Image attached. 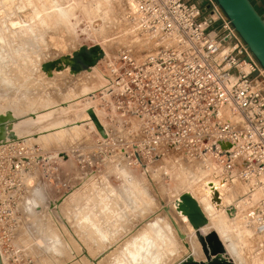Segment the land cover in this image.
I'll use <instances>...</instances> for the list:
<instances>
[{
	"label": "rangeland",
	"instance_id": "374dc122",
	"mask_svg": "<svg viewBox=\"0 0 264 264\" xmlns=\"http://www.w3.org/2000/svg\"><path fill=\"white\" fill-rule=\"evenodd\" d=\"M122 1L0 0V109L16 114L15 133L39 158L33 168L38 190L21 202L17 244L2 245L7 264H95L93 260L112 248L97 264H140L130 254L156 238L159 230L167 244L159 251L155 247L161 260L147 264H177L186 256L182 240L172 236L159 216L185 191L197 201L209 196L201 181H193L195 175L204 177L198 158L164 152L146 175L141 168L116 165L120 157L106 159L96 153L98 129L88 110L92 108L103 123L95 98L105 84V62L126 48L143 55L156 47L125 19ZM251 1L264 13V0ZM82 46L104 51L93 71L45 75L43 63L73 55ZM87 155L92 156L91 163L82 167L81 159ZM187 170L193 172L189 175ZM244 185L240 192L228 194L224 187L225 201L230 194L239 200L247 197ZM226 205L221 201L219 207ZM243 213L228 221L227 233L245 258L260 264L263 258L256 250L262 238L258 243L246 233Z\"/></svg>",
	"mask_w": 264,
	"mask_h": 264
},
{
	"label": "built area",
	"instance_id": "2783aa9c",
	"mask_svg": "<svg viewBox=\"0 0 264 264\" xmlns=\"http://www.w3.org/2000/svg\"><path fill=\"white\" fill-rule=\"evenodd\" d=\"M123 2L126 19L156 47L143 55L126 48L105 62L96 153L149 175L164 152H189L207 179L241 181L248 196L260 192L247 217L263 238V258L264 67L216 0ZM36 159L22 139L0 144L1 247L17 244L21 202L36 193Z\"/></svg>",
	"mask_w": 264,
	"mask_h": 264
},
{
	"label": "bare ground",
	"instance_id": "6f19581e",
	"mask_svg": "<svg viewBox=\"0 0 264 264\" xmlns=\"http://www.w3.org/2000/svg\"><path fill=\"white\" fill-rule=\"evenodd\" d=\"M123 2V1H122ZM55 4V3H54ZM43 10V9H42ZM59 10V9H58ZM125 11H127V7L125 8ZM124 11V12H125ZM63 12V11H62ZM127 13V12H126ZM125 13V14H126ZM125 19H126V16H125ZM127 20V19H126ZM25 22V21H24ZM54 24V23H53ZM130 25H132V28L134 27L135 29H138L137 26H134L133 23L131 24V22H129ZM139 30V29H138ZM146 42V40H145ZM148 42V41H147ZM143 45V44H142ZM149 43H145V46L146 47H149L148 46ZM153 47V46H152ZM151 48V47H150ZM145 51V50H144ZM147 51H145L144 53H146ZM143 53V54H144ZM105 55V54H104ZM63 56H70L72 57L73 55L71 54H65ZM62 56V57H63ZM56 60V59H55ZM44 64V63H43ZM42 64V65H43ZM41 65V66H42ZM61 67H58L56 69H50L49 71H44L43 72L45 73V75H48V76H52L54 75V73H63L65 71H69L71 72V67L70 66H67L65 65L64 63H60L59 64ZM98 65V64H97ZM97 65H94L92 66L90 69L88 70H85V71H88V72H91L93 71L94 68L97 67ZM84 72V71H82ZM73 75H78L80 73H71ZM82 82V81H81ZM93 94V93H92ZM92 109V108H91ZM90 110V109H89ZM89 110H88V113H89ZM90 115V114H89ZM91 116V115H90ZM98 117V116H97ZM92 118V116L90 117ZM10 119H14L16 121H13V122H9ZM7 121L8 122V134H7V139L5 142H8V141H14V140H18V136L17 134L15 133L14 129H13V126L18 122V119L16 117V114L11 111V110H6V111H2L0 109V122H3V121ZM93 120V118H92ZM100 120V119H99ZM101 121V120H100ZM93 122L95 123V121L93 120ZM95 126L97 128V125L95 123ZM173 152H179L178 150H168L167 152L165 153H173ZM183 152V151H182ZM185 155H188V156H193L192 153H189V152H183ZM189 162V161H188ZM192 164V161H190ZM171 164V163H170ZM189 164V163H188ZM201 165V164H200ZM170 166V165H169ZM176 166V165H174ZM186 166V164H185ZM188 166V165H187ZM196 166V165H195ZM190 166L187 167V169L189 168ZM202 167V166H200ZM184 168V167H183ZM182 168V169H183ZM185 169V168H184ZM183 169V170H184ZM191 169V167H190ZM188 169V170H190ZM194 169V168H193ZM198 170V167L196 168ZM179 170V169H178ZM187 170V171H188ZM186 172V171H185ZM193 171H190V174L192 173ZM204 172V170H203ZM182 173V171H181ZM187 173V172H186ZM188 174H189V171H188ZM189 174V175H190ZM197 174V173H196ZM202 176V175H201ZM161 177V176H160ZM183 177V176H182ZM189 177H192L189 176ZM188 177V178H189ZM194 177V176H193ZM196 177V175H195ZM194 177L195 180L193 181H201V186L203 188V182L208 180L206 177H205V172H204V177L200 178V179H196ZM187 178V177H186ZM188 180V179H187ZM192 181V180H190ZM183 184V183H181ZM237 183H231V182H228L226 183V185L224 186H221L220 187V192H221V201H222V205H226V209H224V207H219V205L221 204L220 203H214L211 199V197H207V196H203V197H198V201H199V204L200 206L203 208L204 212L206 213L208 219H209V223L207 224V226H205L203 229H202V232L203 234H209L210 232H216V234L219 236L221 242H222V245L224 247V252L222 253L223 256H226L230 259H232L235 264H242L243 262L246 263V264H252L253 261L249 260L248 259V256H246L245 258V255L243 256L239 250L237 249L236 245L233 243L234 241H232V239L230 238V236L228 235L227 233V223L228 221H231V222H234L238 219V217L240 216L241 212L244 211V215H245V219H246V223L244 225V230L246 231V233L249 235H253V237H256L255 239L258 238V243L260 241V237L262 238V236L258 235L257 232L255 231L254 227H251V224H253V219H248L247 217V210L249 208V204L250 203H253L257 200V197L259 195H261L260 193L259 195H257L256 193L253 194L252 196H247L241 200L237 199L236 195H232L230 194V196L227 195L226 198H228V200L226 199L225 201V197L222 195V189L224 187H226V192L225 194H228L229 190H231L232 193H237L239 190L244 188L243 186H245L244 184L241 183V185L237 184ZM38 185H35V188H36V191L38 190L37 188ZM247 186V185H246ZM247 188V187H246ZM204 189V188H203ZM205 193L207 194L206 190L204 189ZM185 192H191V191H185ZM183 192V193H185ZM38 193V192H37ZM182 193V194H183ZM192 193V192H191ZM193 194V193H192ZM208 195V194H207ZM194 196V195H193ZM195 197V196H194ZM260 197V196H259ZM179 198V196L172 202V207L170 205H168V208L166 207V212L164 215H161L159 216V219H165L166 220V227L170 230V232H172V236L174 235L175 238L179 237L181 240H182V243L186 249V256L184 257V259L188 258V257H192L193 259L195 260H198V261H201V260H204L206 261L207 260V257L203 251V248H202V244L199 240V238L197 237L195 231H194V228L193 226L191 225V223L188 221L187 217L186 216H182L180 215L177 210H176V200ZM235 198V199H233ZM212 202H210V200ZM235 201V203L233 202ZM233 206V208H230L229 206ZM251 207V206H250ZM228 208V209H227ZM173 209L175 210L173 212ZM31 215V214H30ZM244 219V221H245ZM156 220V219H155ZM157 221V220H156ZM238 222V221H237ZM148 223V222H147ZM239 223V222H238ZM235 224V223H234ZM237 224V223H236ZM157 225V223H156ZM239 225V224H238ZM153 226V225H152ZM234 226V225H233ZM154 227V226H153ZM235 227V226H234ZM144 229H146L144 227ZM155 229V228H154ZM236 229V228H235ZM238 229V228H237ZM239 230V229H238ZM21 231V230H20ZM145 232V231H144ZM149 232V231H148ZM244 232V231H243ZM146 233H147V230H146ZM180 233L184 234L186 236V238L183 240L181 237H180ZM143 234V233H142ZM141 234V235H142ZM140 235V233H139ZM151 235V234H150ZM136 236V235H135ZM134 236V237H135ZM243 236V235H242ZM138 237V236H136ZM142 237V236H140ZM149 237H152V236H149ZM148 237V238H149ZM155 237V236H154ZM167 238V237H166ZM173 238V237H172ZM248 239V238H247ZM139 240V237L138 239ZM167 239L164 238V235H163V231L162 230H159L158 231V234H157V237L156 238H153L151 239H148L147 242H145V245L142 247V249L138 252H135L133 251V254H129L131 255L132 257V260L134 262H137V263H140V264H147L148 261L153 263V262H158L161 260V255H158L155 251V247H158V251L162 249V246L166 243L167 244ZM262 240L263 238L261 239V243H262ZM255 241V240H254ZM135 242V241H134ZM137 242V241H136ZM141 242V240H140ZM139 242V244H140ZM247 242V241H246ZM171 243V242H170ZM236 243V242H235ZM257 243V242H256ZM129 244V243H128ZM133 244V243H132ZM239 244V243H238ZM188 245V246H187ZM259 245V244H258ZM125 246V245H124ZM127 246V245H126ZM134 246V245H133ZM142 246V245H140ZM128 247V246H127ZM127 247H124V248H127ZM261 247V244L259 245L258 249L256 250L258 252V250L260 249ZM139 248V247H138ZM137 248V249H138ZM244 248V247H243ZM113 249V248H112ZM112 249L108 250L107 252H105L104 254H102L99 258H97L96 260H93L95 264H97L101 257L103 255H106L108 252H110ZM129 249V248H128ZM134 249V248H133ZM132 251V250H131ZM243 251V250H242ZM0 252H1V255H2V259H3V263L4 264H7L6 262V258L3 254V251H2V247L0 245ZM163 252H164V248H163ZM174 252V251H173ZM86 253V256H88L87 252ZM156 253V254H155ZM184 253V252H183ZM251 253V252H250ZM128 254V253H127ZM177 254V253H176ZM248 254V253H247ZM124 255V254H123ZM252 255V254H251ZM259 255V252L256 253V256ZM118 256V255H117ZM205 256V258H204ZM89 257V256H88ZM115 257V256H114ZM159 257V258H158ZM258 257H261L260 255ZM91 259V257H89ZM127 259V258H126ZM183 258L177 262V264H179L182 260H184ZM131 260V261H132ZM257 260V259H256ZM249 262V263H248ZM259 262V261H258ZM63 263V262H62ZM120 263V262H118ZM123 263V262H121ZM264 263V257H263V260L261 259L260 261V264H263ZM124 264H126V262H124ZM256 264H259V263H256Z\"/></svg>",
	"mask_w": 264,
	"mask_h": 264
},
{
	"label": "water",
	"instance_id": "95a60500",
	"mask_svg": "<svg viewBox=\"0 0 264 264\" xmlns=\"http://www.w3.org/2000/svg\"><path fill=\"white\" fill-rule=\"evenodd\" d=\"M225 15L231 21L234 28L239 35L251 49L260 64L264 67V17L256 9L251 0H216ZM104 58V51L100 46H82L79 50L73 53V56H63L56 60L45 62L42 65L44 71L56 69L61 67L59 64L64 63L71 67V73H80L90 69L92 66L99 64ZM89 114L97 125L99 132L104 131V127L97 117L93 109L89 110ZM16 121L10 119L9 122ZM8 122L5 120L0 122V144L5 143L8 134ZM223 148L229 152L232 146L228 143L221 142ZM34 184L33 180L29 182ZM226 181L215 182L213 180H206L203 182V188L211 197L214 203L221 202L220 187L226 185ZM176 210L182 215L186 216L188 221L194 228V231L199 238L203 251L207 260H195L188 257L182 260L179 264H235V262L223 256L224 247L216 232L203 234L202 229L207 226L209 219L201 208L199 202L191 192H185L176 200ZM180 237L184 240L186 236L180 233ZM188 246V245H187ZM0 264L3 263L0 252Z\"/></svg>",
	"mask_w": 264,
	"mask_h": 264
},
{
	"label": "crops",
	"instance_id": "0c3cea01",
	"mask_svg": "<svg viewBox=\"0 0 264 264\" xmlns=\"http://www.w3.org/2000/svg\"><path fill=\"white\" fill-rule=\"evenodd\" d=\"M257 10H258V9H257ZM258 11H259V10H258ZM259 12H260V11H259ZM260 14L264 17V13H261V12H260Z\"/></svg>",
	"mask_w": 264,
	"mask_h": 264
}]
</instances>
